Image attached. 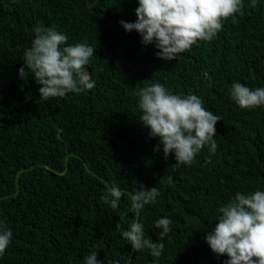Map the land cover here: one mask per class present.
Wrapping results in <instances>:
<instances>
[{
  "label": "trees",
  "instance_id": "1",
  "mask_svg": "<svg viewBox=\"0 0 264 264\" xmlns=\"http://www.w3.org/2000/svg\"><path fill=\"white\" fill-rule=\"evenodd\" d=\"M137 7V0H0V219L13 233L0 264H84L94 251L101 264L228 259L211 251L205 234L237 192L264 191V106L242 109L230 98L237 82L264 88V0L255 7L243 0V14L222 21L211 41L167 62L120 24L135 22ZM37 26L95 49L85 66L93 89L44 101L30 72L19 77ZM155 82L198 96L221 117L214 154L206 145L190 166L164 157L159 138L139 122L134 95ZM141 185L160 195L133 213ZM112 186L123 193L115 210L101 199ZM164 217L172 231L160 241L162 255L134 252L122 232L136 221L156 242L155 222Z\"/></svg>",
  "mask_w": 264,
  "mask_h": 264
},
{
  "label": "clouds",
  "instance_id": "2",
  "mask_svg": "<svg viewBox=\"0 0 264 264\" xmlns=\"http://www.w3.org/2000/svg\"><path fill=\"white\" fill-rule=\"evenodd\" d=\"M136 21H120L126 32L135 30L145 46L154 45L155 55L164 61H173L198 41H211L222 28V21L242 13L243 0H137ZM252 7L257 0H251ZM31 47L25 50L19 77L30 72L40 85V99L79 95L95 87V81L85 66L95 49L86 43L68 45L67 35L52 27L37 26ZM27 69V70H26ZM142 112L139 122L149 129L151 138H159L164 157L174 154L176 164L190 166L197 154L207 145L213 154L217 149L216 124L221 117L207 110L196 95L172 94L159 82L141 87L136 93ZM230 98L242 109L264 106V88L250 89L237 82L230 90ZM157 145L154 151L160 150ZM210 162V161H209ZM123 193L118 186L107 189L101 199L112 209L119 206ZM160 195L156 187L141 185L131 196L133 213L156 202ZM221 215L215 228L205 234V242L217 256H227L224 264H264V191L243 194L237 192L234 201L218 210ZM169 218H160L155 227L161 229L158 241L145 238L143 224L132 222L122 232L132 250L148 249L159 257L164 250V237L171 229ZM120 229V224H116ZM13 233L0 219V255L8 248ZM98 252H91L84 264H101ZM118 264V262H114Z\"/></svg>",
  "mask_w": 264,
  "mask_h": 264
}]
</instances>
